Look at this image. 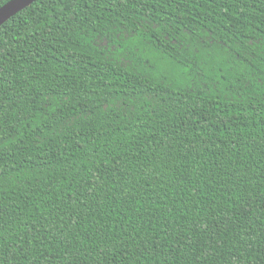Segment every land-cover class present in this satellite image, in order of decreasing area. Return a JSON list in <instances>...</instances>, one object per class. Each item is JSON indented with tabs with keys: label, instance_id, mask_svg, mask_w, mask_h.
Here are the masks:
<instances>
[{
	"label": "trees",
	"instance_id": "trees-1",
	"mask_svg": "<svg viewBox=\"0 0 264 264\" xmlns=\"http://www.w3.org/2000/svg\"><path fill=\"white\" fill-rule=\"evenodd\" d=\"M0 264H264V0L1 24Z\"/></svg>",
	"mask_w": 264,
	"mask_h": 264
},
{
	"label": "water",
	"instance_id": "water-1",
	"mask_svg": "<svg viewBox=\"0 0 264 264\" xmlns=\"http://www.w3.org/2000/svg\"><path fill=\"white\" fill-rule=\"evenodd\" d=\"M35 0H9L0 6V25Z\"/></svg>",
	"mask_w": 264,
	"mask_h": 264
}]
</instances>
